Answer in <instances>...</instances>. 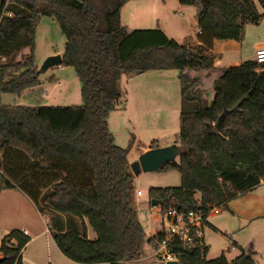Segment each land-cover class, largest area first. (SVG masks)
Masks as SVG:
<instances>
[{"label":"trees","instance_id":"1","mask_svg":"<svg viewBox=\"0 0 264 264\" xmlns=\"http://www.w3.org/2000/svg\"><path fill=\"white\" fill-rule=\"evenodd\" d=\"M128 0H0V94L34 99L40 85L34 61L42 16L56 20L65 37L62 65L74 68L82 103L70 106L0 103V193L18 190L46 218L60 252L79 264H145L144 243L157 248L163 229L146 237L138 219L128 149L115 143L107 118L122 104L119 80L151 70H178L180 113L174 162L177 186H151L149 203L208 212L226 205L264 179V62L254 57L221 69L206 102L197 75L213 67L214 40L241 41L245 26L264 16V0H178L195 8L198 32L182 42L159 27L128 29L121 10ZM27 48V52H22ZM52 79V78H51ZM228 110L219 129V115ZM159 146L153 139L149 147ZM207 199L199 200L197 194ZM152 205V204H151ZM208 223V221H206ZM95 237L89 238L87 226ZM30 237L14 228L0 241V264H22ZM168 246L180 264H256L251 247L228 259L207 258L204 244L185 250L179 238ZM159 257V256H158Z\"/></svg>","mask_w":264,"mask_h":264},{"label":"rangeland","instance_id":"2","mask_svg":"<svg viewBox=\"0 0 264 264\" xmlns=\"http://www.w3.org/2000/svg\"><path fill=\"white\" fill-rule=\"evenodd\" d=\"M257 7L258 11L264 14V7L258 4ZM121 18L129 29L152 28L155 27V22H158L166 35L178 42H182L185 37L195 38L198 32L195 8L191 5H182L178 0H167L165 4H162L161 0H141L137 3L130 1L123 7ZM256 36H264V16L259 23H248L245 26L243 38L238 42L239 50L224 51L217 69L250 59L252 57L251 42ZM258 40H264V37L255 41ZM64 43L65 37L56 20L42 16L36 28L34 47V61L38 72L48 56L62 55ZM22 52H27V48ZM214 72V69L209 68L197 75L199 86L207 103L210 102L213 95L214 78H211L214 76ZM190 73L193 76L195 71H190ZM139 74L123 75L119 80L122 104L111 111L107 118L108 127L114 135L115 143L128 149L127 158L130 163L138 159L153 139H158L161 146L178 141L179 71H154L146 73L152 74L147 76L143 75L144 73ZM149 76H154V78ZM39 80L40 85L35 88L39 94L35 95L34 99L28 96L29 91L26 90L20 95L1 93L0 103L29 104L32 101L36 102V99L41 105L48 106H70L82 103L81 84L73 67L62 64L49 67L39 72ZM227 179L231 181L230 178ZM181 180V175L176 170H141L138 174H134L135 190L139 189L143 193L142 196L135 195L136 208L139 210L140 220L147 232L162 226L161 213L156 211L161 206L160 204L153 206L149 203V187L177 186L181 184ZM197 198L200 201L204 198L208 200V197L203 193L197 194ZM210 215V220L217 223L216 226L222 229L223 234L227 233L232 238L235 237L242 247L231 250L229 241L223 234L217 233L211 227H205L204 236L209 246L207 258L216 257L223 251L226 256L235 257L243 248L247 250L251 247L254 251L253 258L256 264H264V213L256 214L252 219L240 218L234 215L231 209L224 207L223 210L219 209V212L210 213ZM166 224L165 221L164 225ZM251 237L254 238L252 246H250ZM151 247L147 242L144 243L143 249L147 255L139 259L138 262L165 264L156 257L157 253L154 254L156 248L154 250ZM23 255L25 260L22 264H31L29 258L35 256H37L38 264H47L48 256L52 264H68L64 259L67 257L60 252L50 236L48 240L43 237L32 242ZM27 256L28 259H26Z\"/></svg>","mask_w":264,"mask_h":264},{"label":"crops","instance_id":"3","mask_svg":"<svg viewBox=\"0 0 264 264\" xmlns=\"http://www.w3.org/2000/svg\"><path fill=\"white\" fill-rule=\"evenodd\" d=\"M130 1H135V3H137L138 1H141V0H128L124 4V6L127 5V3H129ZM166 1L167 0H161V3L165 4ZM123 7H122V9H123ZM121 15H122V10H121ZM155 23H156L155 27H157V26L160 27V24L158 22H155ZM137 28H145V27H137ZM152 28H154V27H152ZM132 29H135V28H132ZM164 33H165V31H164ZM260 37H264V36H256V37H254L253 41L251 42V47H252V57L251 58L254 57V50H255L256 45L261 44V43L264 44V40L255 41L256 39H258ZM238 42L239 41H235V40H231V39L214 40L213 52L215 54V59L213 62L212 69L215 70V72H214L215 74L211 78V79L214 78L213 81L218 77V75L221 72L222 68L217 69V67H218L217 65H218V62L220 61L221 57L224 54L223 52L224 51L239 50L240 44ZM241 60H243V59L241 58ZM237 64H239V63H237ZM230 65H236V64L232 63V64H229L226 66H230ZM226 66H224V67H226ZM154 71H164V70H151V71H146V72H142V73H144L143 75L147 76V75H152V74H146V73H151ZM204 71L205 70H202V71H200V73L204 72ZM198 74H199V72L195 71L194 75H198ZM149 77L154 78V76H149ZM27 91H29L28 93H34V92H30V90H27ZM33 91H36V89H34ZM28 95H30V94H28ZM35 104L36 103L32 101V103H29L28 105H35ZM172 143H174V142H172ZM176 144L178 145V142H176ZM159 146H161L160 141H159ZM148 149H150L149 146L146 147L143 151L148 150ZM129 164H130V161H129ZM226 177L231 179V181H229V179H228V184L237 193V196L234 197L233 199L228 200L226 202V205L220 206L219 209L223 210L224 207H227V208L231 209V212L234 215H236L240 218L245 217V218H249V219L250 218L252 219L256 214H263L264 213V179H262L260 182L256 183V185L250 191L240 194V190H239L240 186H239V182H238L236 176H234L232 174H226ZM142 195H143V193L140 196H142ZM208 203L211 204L212 202H208ZM137 214H138V219H139V221H140V223H141V225L145 231L146 237H149V236L155 234L158 230H160V228H158V229H155L151 232H147L144 224L140 220V215H139L138 209H137ZM210 216L211 215L209 214L206 218V221H208V223H206L205 227H211L217 233L223 234L222 229H219L216 226L217 223L215 221L210 220ZM14 228L22 229L30 237L29 241L25 244V246L23 247V249L21 251L22 263H23V260H25V256L23 254L32 242L36 241L37 239L43 238V237L46 240H48V237L49 236L51 237L49 230H48V227L46 225V218H44L42 215H40L38 213V211L36 210L33 203L30 201V199L28 197H26L23 193H21L18 190H10V189L9 190H3L0 193V241L5 234H7L10 230H12ZM233 234H235V233H233ZM87 235L91 239H93L95 237V233L93 232V230L91 229V227L89 225L87 226ZM223 235L229 241V246H230V244L233 243V244H235L236 248L242 247L240 242L237 239H235V237L232 238L227 233H224ZM253 240H254V238L251 237L250 246L254 245ZM203 241H204V244L209 249L207 241L205 240V236L203 237ZM148 244L150 247L152 246L151 248H153V249L155 248L153 246V244H151V243H148ZM243 250H245V248H243ZM155 253L156 252L154 251V254ZM221 253H224V251ZM146 255L147 254L145 253V251L143 249L142 258L145 257ZM235 256H237V255H235ZM156 257L159 258L158 256H156ZM226 257L228 259L234 258V257H228V256H226ZM26 259H28V256ZM29 259H30L31 264H38L37 256H35L33 258L30 257ZM64 259H66V263H68V264L76 263V262H74L68 258H64ZM159 261L161 262L160 258H159ZM48 263H51L49 260V256H48L47 264ZM76 264H79V263H76Z\"/></svg>","mask_w":264,"mask_h":264},{"label":"built area","instance_id":"4","mask_svg":"<svg viewBox=\"0 0 264 264\" xmlns=\"http://www.w3.org/2000/svg\"><path fill=\"white\" fill-rule=\"evenodd\" d=\"M254 58L258 62H264V44H258L254 50ZM142 191L137 189L135 195L140 196ZM209 209L208 212H204L203 207L197 209L181 210L176 206H167L165 208L158 207L157 212L161 213L160 229L166 232V237L160 242H157L156 253L160 260L166 262L167 260H178L175 253L171 251L168 246L169 238H179L184 247H195L203 244L204 228L206 226V218L210 213H217L219 211L218 206L206 203ZM167 222L164 225V222ZM229 248L235 250V244H230ZM179 261V260H178ZM51 264V263H48ZM180 264V263H179Z\"/></svg>","mask_w":264,"mask_h":264},{"label":"water","instance_id":"5","mask_svg":"<svg viewBox=\"0 0 264 264\" xmlns=\"http://www.w3.org/2000/svg\"><path fill=\"white\" fill-rule=\"evenodd\" d=\"M62 63V55L54 54L48 56L43 62L40 71H44L49 67L60 65ZM228 113V110L225 109L217 118L214 123V127L219 129L223 120ZM181 147L176 144V142L166 145V146H158L155 148H150L143 153H141L138 159L132 163H130V168L133 174H138L141 170L143 171H154L159 169L166 162H174L176 157L181 153ZM151 204L156 206L161 204L160 200H151ZM189 248L185 246V250ZM165 264H179L178 260H167Z\"/></svg>","mask_w":264,"mask_h":264}]
</instances>
